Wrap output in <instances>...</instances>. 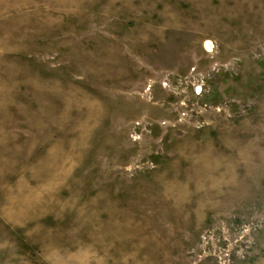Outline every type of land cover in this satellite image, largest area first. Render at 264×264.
Masks as SVG:
<instances>
[{
  "label": "rangeland",
  "instance_id": "374dc122",
  "mask_svg": "<svg viewBox=\"0 0 264 264\" xmlns=\"http://www.w3.org/2000/svg\"><path fill=\"white\" fill-rule=\"evenodd\" d=\"M0 264H264V0H0Z\"/></svg>",
  "mask_w": 264,
  "mask_h": 264
},
{
  "label": "bare ground",
  "instance_id": "6f19581e",
  "mask_svg": "<svg viewBox=\"0 0 264 264\" xmlns=\"http://www.w3.org/2000/svg\"><path fill=\"white\" fill-rule=\"evenodd\" d=\"M206 48L208 49V51L211 50L212 47H211V44L209 42L206 43Z\"/></svg>",
  "mask_w": 264,
  "mask_h": 264
}]
</instances>
